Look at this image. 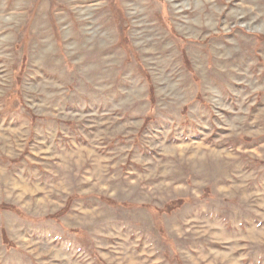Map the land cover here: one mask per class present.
Returning a JSON list of instances; mask_svg holds the SVG:
<instances>
[{"label": "rangeland", "instance_id": "374dc122", "mask_svg": "<svg viewBox=\"0 0 264 264\" xmlns=\"http://www.w3.org/2000/svg\"><path fill=\"white\" fill-rule=\"evenodd\" d=\"M0 264H264V0H0Z\"/></svg>", "mask_w": 264, "mask_h": 264}, {"label": "trees", "instance_id": "16d2710c", "mask_svg": "<svg viewBox=\"0 0 264 264\" xmlns=\"http://www.w3.org/2000/svg\"><path fill=\"white\" fill-rule=\"evenodd\" d=\"M110 202H112V201H110ZM181 203H182V201H181V199H180L178 202H174V203H172V204H167V205L164 207L163 210L166 211V212H169V211H171V210L177 208L178 206H180Z\"/></svg>", "mask_w": 264, "mask_h": 264}]
</instances>
